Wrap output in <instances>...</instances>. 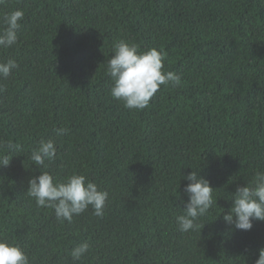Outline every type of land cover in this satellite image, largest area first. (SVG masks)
<instances>
[{"label": "trees", "instance_id": "1", "mask_svg": "<svg viewBox=\"0 0 264 264\" xmlns=\"http://www.w3.org/2000/svg\"><path fill=\"white\" fill-rule=\"evenodd\" d=\"M16 9L18 43L0 49V61L19 63L0 78V141L20 150L0 149L12 157L0 166V239L31 264H255L264 222L240 231L223 216L237 187L264 171V0H7L0 16ZM120 39L166 53L164 70L182 86L124 108L107 72ZM42 139L57 149L47 167L30 159ZM194 170L217 203L201 231L181 233ZM42 171L84 174L108 191L103 218L89 208L61 222L37 207L28 181Z\"/></svg>", "mask_w": 264, "mask_h": 264}, {"label": "clouds", "instance_id": "2", "mask_svg": "<svg viewBox=\"0 0 264 264\" xmlns=\"http://www.w3.org/2000/svg\"><path fill=\"white\" fill-rule=\"evenodd\" d=\"M7 0H0L6 5ZM24 11L16 9L0 16V49L7 50L18 43V31ZM113 55L107 59V72L112 79L110 96L123 103L128 110H143L161 89V86H182V75L165 71L166 53L153 47L141 51L139 45L125 39L113 43ZM19 68L15 59L0 61V78L7 79ZM64 129H57V134H64ZM0 149L19 151L20 145L12 141H0ZM57 149L52 140H40L32 149L30 159L38 167H47V162L55 160ZM12 157L0 155V166H10ZM28 181L27 195L35 199L37 207L54 210L58 221L71 223L74 216H79L92 209V214L103 218L109 200V192L88 180L84 174L73 172L63 180H56L49 171H42ZM189 183L184 187L188 200L183 213L176 216V224L181 233L201 231V225L214 203L209 180L198 174L197 170L184 176ZM232 206L223 219L236 230L251 231L253 221L264 222V171H257L246 186L237 187L231 197ZM90 251V244L82 242L71 249L74 262L81 261ZM0 264H31L28 253L19 243L0 239ZM255 264H264V248L259 250Z\"/></svg>", "mask_w": 264, "mask_h": 264}]
</instances>
